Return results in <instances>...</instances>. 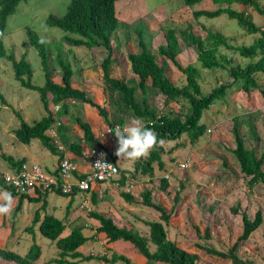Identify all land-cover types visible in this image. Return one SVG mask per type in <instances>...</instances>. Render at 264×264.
<instances>
[{
	"label": "rangeland",
	"instance_id": "1",
	"mask_svg": "<svg viewBox=\"0 0 264 264\" xmlns=\"http://www.w3.org/2000/svg\"><path fill=\"white\" fill-rule=\"evenodd\" d=\"M68 4L69 0L19 2L15 12L6 22L3 36L5 48L13 53L17 60L25 55L33 71L29 80L36 85H42L44 71L35 48L27 41V30L35 31L46 40L47 62L50 76L54 81H59L61 77V69L56 60V45H60L63 57L74 70L72 85L83 89L95 102L104 106L111 124L123 126L137 116L119 104L116 94H112L108 88L105 89L99 66L105 52L102 49L72 46L64 40V31L50 27L45 22L48 14L63 15ZM225 5V3L217 4L212 0H202L194 4L193 8L212 10ZM258 6L264 11V0H258ZM231 7L237 10L244 9L251 20L264 30V15L252 6L243 7L241 4L233 3ZM193 8L186 6L182 0H117L115 10L119 24L111 36L117 63L111 66L110 74L129 84L137 82L127 55L141 50L138 45V32H142L148 50L157 55L158 61L165 65L170 80L179 87L186 83L185 75L170 60L157 53L158 45L165 44L164 33L168 27L178 30L191 23L193 32L201 37L206 35L205 28H211L227 36L233 45H249L260 35L248 34L244 26L225 13L213 18L205 16L193 18L191 15ZM219 52L226 55L229 63L215 69L202 68L197 60L196 50L191 46L183 47L176 56L181 65L191 64L198 68L199 86L203 94L220 83L235 82L226 90L224 96L215 100L203 111L200 121L205 124L206 129L196 140L191 141L186 133L173 140L168 137L159 138L164 143L158 144L152 151L158 152L163 162L162 168L154 161L153 174L150 176L135 168L137 163L143 162L149 156L135 161L121 159L120 174L124 173L127 176L125 183L120 186L100 183L99 187L87 190L81 195L76 192L77 197H73L74 207L68 209L67 216H65V207L69 197L66 201V196L49 191L45 197L44 210L66 220L62 235L68 234L74 225H83V233L90 237L79 247L81 256L76 259L66 256L68 262L124 264L122 261L110 263L102 259V256L110 257L116 252L127 256L134 264H143L145 258L131 243L121 239L108 242L104 233L96 230L94 232L95 227L88 213L98 211L111 216L117 225L134 227L148 237L149 230L144 221L160 220L157 211L144 206L141 202V192L144 188H149L151 198L161 203L170 213L168 223L164 224L167 238L181 248L196 253L198 264H232L230 259L207 254L198 245H209L217 250L226 251L242 232L241 216L232 213L230 207L238 203L240 210H245L250 216L260 209L263 216L261 225L246 240L239 243L237 254L249 259L251 264H264V185L257 183L253 188H248V177L241 173L239 162L232 152L235 144L231 133L232 124L236 122L244 137L245 146L254 150L258 157L264 155V96L258 89L244 90L243 80L233 79L230 74L231 66L244 67L248 62L255 61L258 56L245 58L236 51L224 47H220ZM254 75L257 83L264 87V72H257ZM23 78L27 77L23 76ZM147 84H150V79L147 80ZM0 93L6 102L4 104L0 100V179L3 172H12V167L3 158V154L14 158L25 157L26 161L38 163L49 171L53 170L57 156L48 151L39 139H32L29 144H25L12 133V129L19 125L17 113L31 123L40 119L46 112L39 99V93L20 84L14 76L11 62L4 57H0ZM48 97L50 98V94ZM136 97L138 100L141 99L139 89ZM147 101L148 105L158 113L173 111L172 115L182 120L190 113L186 99L169 102L152 88L147 92ZM49 108L55 112L52 103L49 104ZM76 116L87 121L95 137L102 144L109 146V138L104 133L106 123L95 108L78 100H70L68 113L55 118L52 124L54 126L56 122H61L68 141L82 142L85 160H88V151L91 148L83 142V132L75 121ZM142 119L147 122L146 118ZM59 132L57 129V140L62 143ZM47 134L49 135L48 131ZM52 140L55 142V139ZM66 154L70 158L73 156L68 149ZM183 161L188 162L186 168L179 166ZM78 163L83 165L85 161L81 159ZM262 169L264 170V161ZM167 172H169L168 186L162 190L160 178ZM0 189L4 188L0 187ZM176 191L179 192V199L174 205ZM121 192L130 193L133 199L125 200ZM28 194L30 196L34 192ZM92 194L96 200L95 204ZM14 197L11 213L0 215V248L10 249L23 255L35 242L40 246L41 253L32 264H60L54 260L59 258V249L53 241L37 231V224L33 227L34 235L26 230V227L31 225L34 211L41 205L42 200L31 203L24 198L25 204L22 203L18 210V196ZM206 228L209 229V238L204 235ZM148 245L151 250L155 248L150 241ZM88 255H93V258H85ZM68 262L62 264H71ZM0 264L17 263L0 257Z\"/></svg>",
	"mask_w": 264,
	"mask_h": 264
},
{
	"label": "trees",
	"instance_id": "2",
	"mask_svg": "<svg viewBox=\"0 0 264 264\" xmlns=\"http://www.w3.org/2000/svg\"><path fill=\"white\" fill-rule=\"evenodd\" d=\"M21 1L24 0H0V33H3V36L8 17L15 12L16 6ZM116 1L69 0V4L63 15L48 14L45 22L50 27H56L64 31L63 38L68 44L72 46H85L88 49H102L105 52V56L99 64L105 89L108 88L112 94H116L120 101L119 104L125 109L130 110L133 115L141 118L144 117L146 121H152L151 124H146V126L154 128L158 134V138L168 137L173 140L178 139L183 133H186L191 141L196 140L206 129L205 124L200 121L203 111L215 100L224 96L226 90L235 82L220 83L208 93L203 94L199 86L198 68L191 64L183 66L176 58L183 47L191 46L195 48L200 66L207 69L224 67L225 64L229 63L226 55L219 52L220 47L234 50L245 58L258 56L255 61L248 62L244 67L231 66L230 74L233 79L243 80L242 88L244 90L258 89L264 96V87H261L257 83L254 75L257 72H264V30L251 20L244 9L237 10L231 7L233 3L241 4L243 7L252 6L256 11L264 15V11L258 6V0H212L217 4H226L212 10L193 8L194 4L202 0H182L186 6L193 8L191 11L193 18L197 19L202 16L213 18L225 13L244 26L248 34L259 33L260 35L249 45H233L229 42L227 36L211 28H205L206 35L201 37L193 32L191 23H187L185 27L178 30L168 27L164 33L165 44L158 45L157 53L165 59L170 60L185 75L186 83L180 87L170 80L166 74L165 65L158 61L157 55L148 50L147 44L143 40L142 32L137 33L138 45L141 50L127 55L131 71L137 78V82L129 84L127 81L110 74L111 66L117 63L114 48L111 44V36L119 24L115 10ZM26 34L28 43L35 48L40 57V64L44 71V83L42 85H36L29 80L33 72L31 64L26 60L25 55H22L17 60L13 53L8 52L4 45L3 36H0V57H4L11 62L14 76L22 86L39 93V99L46 113L40 119L31 123L21 118L17 113L19 125L12 129V133L20 142L25 144H29L32 139H39L48 151L61 158L63 154L57 150L51 136L47 134V130L52 126L55 118H60L68 113V102L70 100H78L95 108L98 114L103 117L106 125H110L111 120L108 118V112L104 106L95 102L83 89L72 85L71 79L74 75V70L63 57L60 45H56V60L61 69V77L59 81H54L50 76L47 62L48 51L46 40L30 29L27 30ZM41 38L45 40V43L39 42ZM23 76L27 78L24 79ZM148 79H150V84H147ZM150 88L162 94L166 101L169 102L177 101L181 98L186 99L189 103L190 113L185 116L184 120L178 116H173V111L158 113L148 105L147 92ZM137 89L140 90V100L136 97ZM48 94H50V98ZM0 100L6 104L1 93ZM50 103L58 105L57 111L52 112L50 110ZM75 121L81 127L83 132L82 139L85 145L89 148L101 147V143L94 136L90 124L78 116L75 117ZM57 129L60 131L59 137L62 143H64L63 145H65V150L68 149L73 155L71 160L74 162L78 161V157L85 159L86 156L84 154V147L81 144L82 142L68 141L63 132L64 126L61 122ZM231 133L235 144L232 152L239 162L241 173L248 177V188H253L257 183L264 185V170L262 169L264 155L258 157L254 150L245 146L244 137L241 135L236 122L232 124ZM2 156L11 165V171H17L22 163L27 162L25 157L14 158L8 154H3ZM154 161L157 162L158 167H163V162L156 150L151 151L148 159L137 163L135 168L139 169L143 174L147 173L151 176L153 174ZM52 172L57 173V169L55 168ZM75 176L81 177L77 173H75ZM126 180L127 176L124 173L119 174L118 181L120 185H123ZM167 186V179L161 177L160 188L165 190ZM0 187L10 191L13 196H18V210L21 208L24 198H27L30 202L42 200L41 205L34 211L31 225L27 226L26 230L33 234V227L37 224V231L55 243L59 249V258L54 259L56 262L60 264L68 262L65 258L66 256H70L72 259L81 256L79 247L90 238L83 233V225H74L68 234L62 235L66 227V220L43 211L46 205L45 197L49 191H53L59 195L69 196V201L65 207V216H67L76 191L65 194L58 188L41 189L37 187L33 191L36 196H29L28 193H19L11 185L6 184L3 179H0ZM121 195L127 201L133 199L132 195L128 192H121ZM141 197L142 204L157 211L160 218V220L144 221L149 230L148 237L142 235L134 227L117 225L111 216L98 211H89L88 215L90 218L98 222L96 231L104 233L108 242H115L121 239L131 243L136 251L145 258L143 264H156L159 262L165 264H198L196 253L181 248L173 240L167 238L164 224L168 223L170 213L167 212L161 203L151 198V189L144 188L141 192ZM178 199L179 192L176 191L174 205ZM92 200L95 204L96 200L93 194ZM41 210L44 212L43 216H41ZM230 210L234 214H240L242 221V232L236 241L226 251L217 250L209 245L198 246L207 254L230 259L232 264H251L249 259L242 258L237 254V248L241 241L246 240L261 225L263 220L262 212L260 209H257L254 215L250 216L245 210H240L238 203L231 206ZM204 235L209 238V229L206 228ZM149 241L155 246L153 250L148 245ZM40 253V246L35 242L31 244L28 251L23 255L10 249L0 248L1 258L17 264H32L40 256ZM85 258H93V255H88ZM102 259L110 263L122 261L124 264H134L127 256L116 252H113L110 257L102 256ZM68 263L73 264V262Z\"/></svg>",
	"mask_w": 264,
	"mask_h": 264
},
{
	"label": "built area",
	"instance_id": "3",
	"mask_svg": "<svg viewBox=\"0 0 264 264\" xmlns=\"http://www.w3.org/2000/svg\"><path fill=\"white\" fill-rule=\"evenodd\" d=\"M55 111L58 109V105H54ZM152 121H147L146 124H151ZM60 122L51 126L47 131L49 136L55 139L54 144L59 152H62V157L58 158L57 173L48 171L45 167L35 162H24L21 164L17 171L3 172L2 179L6 184L11 185L19 193H29L34 191L35 188H58L62 193L70 194L76 191L80 195L90 190L94 185L98 183H111L114 186H120L118 177L120 174L119 158L115 153L118 148V141L112 129L118 124L106 125L104 133L109 138V146L102 144L101 147L97 146L91 148L88 151V160L86 169H79V165L72 161L66 154L64 145L57 140L58 133L57 127ZM103 133V134H104ZM86 162V161H85ZM97 162L113 165L112 168H108L104 165H97ZM180 168H186L188 166L187 161L179 163ZM75 173L80 174L81 177L75 176ZM164 178L169 179V172L164 173ZM94 232L97 229L94 226Z\"/></svg>",
	"mask_w": 264,
	"mask_h": 264
},
{
	"label": "clouds",
	"instance_id": "4",
	"mask_svg": "<svg viewBox=\"0 0 264 264\" xmlns=\"http://www.w3.org/2000/svg\"><path fill=\"white\" fill-rule=\"evenodd\" d=\"M3 36V33H0ZM40 43H45L43 38ZM111 131L114 132L118 141L116 155L124 160L135 161L141 158H147L151 151L159 144L164 143L158 138L154 128L147 127L140 117H133L123 126L116 125ZM28 162V161H27ZM97 165H104L112 168L111 164L97 162ZM15 197L6 189H0V215H8L11 213Z\"/></svg>",
	"mask_w": 264,
	"mask_h": 264
},
{
	"label": "crops",
	"instance_id": "5",
	"mask_svg": "<svg viewBox=\"0 0 264 264\" xmlns=\"http://www.w3.org/2000/svg\"><path fill=\"white\" fill-rule=\"evenodd\" d=\"M197 9V8H196ZM199 9V8H198ZM173 64V63H172ZM73 77H72V79H71V83L73 84ZM94 134V133H93ZM95 136V135H94ZM97 138V137H96ZM81 159H83L84 161H86L83 165L82 164H79L78 162H79V160H81ZM29 162V161H28ZM57 162H58V157H57V160H56V166H55V168L57 167ZM78 165H79V169H81V170H84V169H86V164H87V160H85L84 158H80V157H78V161H75ZM54 168V169H55ZM53 169V170H54ZM53 170H50V171H53ZM49 171V170H48ZM103 183H107V182H103ZM99 185H100V183H98L96 186H94V187H99ZM113 185V184H112ZM31 192V191H30ZM29 192V193H30ZM79 194V193H78ZM29 195V194H28ZM77 195V193L74 195V197H77L76 196ZM80 195V194H79ZM30 196H36L35 195V193L34 194H32V195H30ZM69 197V196H68ZM68 197H66V201L68 200ZM24 201V200H23ZM24 204H25V202H23ZM26 203H28V204H30L29 202H26ZM31 203H33V202H31ZM74 202H72L71 203V205L72 206H70V210L74 207ZM36 207H38V206H36ZM43 211H45V210H43ZM48 213V212H47ZM43 214H44V212H41V216H43ZM52 214V213H51ZM70 214V213H69ZM68 215V214H67ZM90 220H91V222L94 224L93 226H98V222H97V220H95V219H93V218H90ZM97 222V223H96ZM102 233V232H101ZM86 235V234H85ZM88 236V235H87ZM145 262V261H144ZM160 263V262H159Z\"/></svg>",
	"mask_w": 264,
	"mask_h": 264
}]
</instances>
